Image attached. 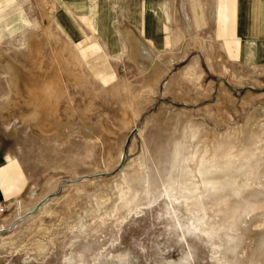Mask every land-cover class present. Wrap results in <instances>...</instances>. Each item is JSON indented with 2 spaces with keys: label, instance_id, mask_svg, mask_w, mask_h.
I'll use <instances>...</instances> for the list:
<instances>
[{
  "label": "rangeland",
  "instance_id": "374dc122",
  "mask_svg": "<svg viewBox=\"0 0 264 264\" xmlns=\"http://www.w3.org/2000/svg\"><path fill=\"white\" fill-rule=\"evenodd\" d=\"M242 1L263 41L264 0ZM56 9L0 0L1 147L27 179L0 202V264H264V52L131 35L111 58Z\"/></svg>",
  "mask_w": 264,
  "mask_h": 264
},
{
  "label": "crops",
  "instance_id": "0c3cea01",
  "mask_svg": "<svg viewBox=\"0 0 264 264\" xmlns=\"http://www.w3.org/2000/svg\"><path fill=\"white\" fill-rule=\"evenodd\" d=\"M56 2L53 18L65 30L70 41L83 49L97 47L111 58L117 57L114 51L123 50L124 46L127 49L131 35L161 50H175L182 41H191L192 37L198 36L203 53L210 37L220 44H227L231 52L238 50L239 41L243 47L241 38L244 37L257 45L258 51L264 52V39L260 42L253 37L256 33L260 34L259 30L253 28L254 8L247 9L242 0H77L75 5L69 0ZM234 2L238 3V9L233 17L228 18ZM246 15L250 25L248 34H244L248 24ZM120 26L125 34L121 40ZM110 31L118 35L117 40L112 38ZM228 35L234 38L230 42ZM263 36L260 35L261 38ZM101 38L105 41L101 42ZM199 38L192 40L196 50L199 49ZM108 40L116 41L117 46L112 47ZM182 58L184 60L185 54ZM1 146L0 140V202L23 192L27 186L21 165L14 160L10 150Z\"/></svg>",
  "mask_w": 264,
  "mask_h": 264
},
{
  "label": "bare ground",
  "instance_id": "6f19581e",
  "mask_svg": "<svg viewBox=\"0 0 264 264\" xmlns=\"http://www.w3.org/2000/svg\"><path fill=\"white\" fill-rule=\"evenodd\" d=\"M187 58H188V56H187ZM172 63V62H171ZM174 65V64H173ZM9 102V101H8ZM9 109V108H8ZM133 109V108H132ZM9 111V110H8ZM132 112V111H131ZM130 112V113H131ZM10 114V113H9ZM27 114V113H26ZM30 114V113H29ZM134 116V115H133ZM132 116V114H129V117L131 118V119H133L134 118V121H136V118L135 117H133ZM0 117H1V119H2V129L4 130V132L6 133V135H9V136H14V134H15V131H16V129H17V124L16 123H14V121H13V119H14V117L12 118L11 116H9L8 115V112H7V108H6V106L5 107H3V106H0ZM36 117V116H35ZM27 118V117H26ZM25 119V118H24ZM27 119H32V117H30V118H27ZM20 121V120H19ZM21 125V124H20ZM201 155V154H200ZM205 159V158H204ZM203 159V160H204ZM197 161V160H196ZM198 165V164H197ZM201 170V169H200ZM204 180V179H203ZM121 192H122V190H121ZM24 206L23 205H21L20 206V208H19V210L20 209H22Z\"/></svg>",
  "mask_w": 264,
  "mask_h": 264
}]
</instances>
